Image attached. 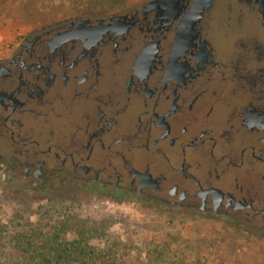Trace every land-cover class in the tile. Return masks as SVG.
I'll list each match as a JSON object with an SVG mask.
<instances>
[{
  "label": "flooded vegetation",
  "instance_id": "obj_1",
  "mask_svg": "<svg viewBox=\"0 0 264 264\" xmlns=\"http://www.w3.org/2000/svg\"><path fill=\"white\" fill-rule=\"evenodd\" d=\"M0 195L264 239V0H144L0 49Z\"/></svg>",
  "mask_w": 264,
  "mask_h": 264
},
{
  "label": "rangeland",
  "instance_id": "obj_2",
  "mask_svg": "<svg viewBox=\"0 0 264 264\" xmlns=\"http://www.w3.org/2000/svg\"><path fill=\"white\" fill-rule=\"evenodd\" d=\"M144 0H0V49L27 31L73 14L106 15ZM116 264H264V239L237 228L195 225L181 216L82 199L22 200L0 195V264L24 261L14 239L74 229Z\"/></svg>",
  "mask_w": 264,
  "mask_h": 264
},
{
  "label": "trees",
  "instance_id": "obj_3",
  "mask_svg": "<svg viewBox=\"0 0 264 264\" xmlns=\"http://www.w3.org/2000/svg\"><path fill=\"white\" fill-rule=\"evenodd\" d=\"M73 232L71 236L65 231L40 233L34 239L17 236L14 246L23 254L24 261L13 264H116L110 259V251L103 252L90 245L86 231L76 228ZM161 249H152L155 257L150 264H161L164 258Z\"/></svg>",
  "mask_w": 264,
  "mask_h": 264
},
{
  "label": "water",
  "instance_id": "obj_4",
  "mask_svg": "<svg viewBox=\"0 0 264 264\" xmlns=\"http://www.w3.org/2000/svg\"><path fill=\"white\" fill-rule=\"evenodd\" d=\"M160 2H164V1H166V0H159Z\"/></svg>",
  "mask_w": 264,
  "mask_h": 264
}]
</instances>
